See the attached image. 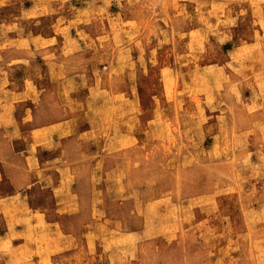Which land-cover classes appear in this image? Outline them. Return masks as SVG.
Returning <instances> with one entry per match:
<instances>
[{
    "label": "rangeland",
    "instance_id": "obj_1",
    "mask_svg": "<svg viewBox=\"0 0 264 264\" xmlns=\"http://www.w3.org/2000/svg\"><path fill=\"white\" fill-rule=\"evenodd\" d=\"M0 264H264V0H0Z\"/></svg>",
    "mask_w": 264,
    "mask_h": 264
}]
</instances>
